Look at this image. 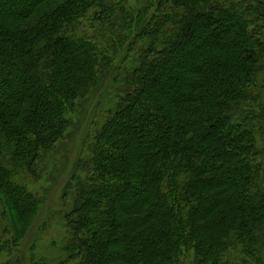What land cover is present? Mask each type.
Returning <instances> with one entry per match:
<instances>
[{
    "label": "trees",
    "instance_id": "16d2710c",
    "mask_svg": "<svg viewBox=\"0 0 264 264\" xmlns=\"http://www.w3.org/2000/svg\"><path fill=\"white\" fill-rule=\"evenodd\" d=\"M133 1L0 0L2 188L38 211L20 170L110 76L61 264H264V0Z\"/></svg>",
    "mask_w": 264,
    "mask_h": 264
},
{
    "label": "rangeland",
    "instance_id": "374dc122",
    "mask_svg": "<svg viewBox=\"0 0 264 264\" xmlns=\"http://www.w3.org/2000/svg\"><path fill=\"white\" fill-rule=\"evenodd\" d=\"M129 2L134 5L133 0ZM29 20L17 25L21 26V30H25ZM111 33L109 32L113 35ZM124 56L125 51L117 56L116 67L122 63ZM132 57L133 54H129V62ZM258 85L264 100V70L259 75ZM116 88L118 86L109 76L100 87L91 91L82 105L70 115L71 126L65 130L63 137L57 140L54 148L48 152L41 150L37 173L29 177L26 170H20L23 175L19 176L20 179L17 178V184L23 188L20 184L23 183L27 193L39 199L37 212L19 216L17 208L10 204V191L4 192L0 181V264H61L65 259L58 256L68 234L63 214L72 198L69 191L67 196L65 195V185L75 169L76 174H85L80 168L90 157L87 146L103 123L107 110L113 105ZM257 142L259 147L264 149L262 138ZM14 170H17L16 174L12 175L18 176V169L15 167ZM18 192L22 194L21 189L17 190V195ZM15 197L17 198L16 195ZM185 264H194L192 253L186 257Z\"/></svg>",
    "mask_w": 264,
    "mask_h": 264
}]
</instances>
